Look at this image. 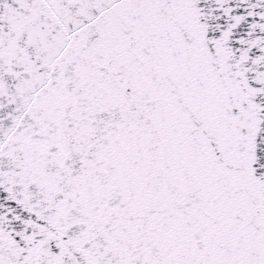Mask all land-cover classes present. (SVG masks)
Returning <instances> with one entry per match:
<instances>
[{
  "label": "snow or ice",
  "instance_id": "1",
  "mask_svg": "<svg viewBox=\"0 0 264 264\" xmlns=\"http://www.w3.org/2000/svg\"><path fill=\"white\" fill-rule=\"evenodd\" d=\"M0 264H264V0H0Z\"/></svg>",
  "mask_w": 264,
  "mask_h": 264
}]
</instances>
